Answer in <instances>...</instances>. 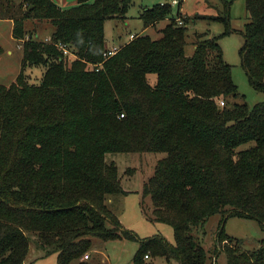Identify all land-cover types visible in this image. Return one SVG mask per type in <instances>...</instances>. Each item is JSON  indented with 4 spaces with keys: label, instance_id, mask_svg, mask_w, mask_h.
Listing matches in <instances>:
<instances>
[{
    "label": "trees",
    "instance_id": "1",
    "mask_svg": "<svg viewBox=\"0 0 264 264\" xmlns=\"http://www.w3.org/2000/svg\"><path fill=\"white\" fill-rule=\"evenodd\" d=\"M58 1L0 0V20L12 21L23 42L20 75L0 84V264H25L31 247L56 254L58 264H87L95 238L136 240L110 207L127 194L107 160L118 153L166 154L144 183L141 206L152 223L172 227L175 243L140 240L132 264H206L197 235L215 215L222 220L214 263L224 252L228 264H264V241L245 251L225 233L232 217L264 227V101L235 102L239 89L219 43L233 32L230 5L207 17L226 25L223 35L196 34L192 42L193 20L180 10L172 16L173 4L146 8L145 29L168 21L161 37L139 35L106 59L105 24L126 19L134 0H64L75 3L70 8ZM245 4L241 63L264 94V0ZM26 20L50 22V42L28 37ZM39 66L41 83L29 84L26 70Z\"/></svg>",
    "mask_w": 264,
    "mask_h": 264
},
{
    "label": "rangeland",
    "instance_id": "2",
    "mask_svg": "<svg viewBox=\"0 0 264 264\" xmlns=\"http://www.w3.org/2000/svg\"><path fill=\"white\" fill-rule=\"evenodd\" d=\"M59 3V1H58ZM71 3V4H69ZM173 3V0H134L131 4L126 19H112L105 24V38L109 51L119 49L125 45L130 36L148 35L152 39L161 37V30L168 24L167 20L161 21L155 28L145 29L140 14L144 9L155 6ZM74 2L60 1L62 8H70ZM227 4L230 5L231 28L230 35L221 37L219 43L223 50L225 61L232 66V74L235 84L238 86L240 98L235 100L238 103H247L249 107L264 101V94L257 92L249 83L248 77L241 63L240 49L244 44L243 30L248 22L245 0H182L181 5H173L172 16H176L180 10L181 16L190 18L193 23L189 25L188 42L194 40L196 34L209 33L210 36L220 37L226 31V25L219 21L209 20L207 17L223 16ZM204 17V18H203ZM26 28L35 40L49 39L54 28L48 21L37 22L26 20ZM183 24V23H182ZM13 25L6 20H0V45L3 54L0 57V84L11 85L16 81L22 71L23 62V42L15 40L12 35ZM187 55H192L194 47L188 44ZM72 59V55H69ZM72 61H66L70 66ZM94 65L87 64V70L93 69ZM44 67L28 68L26 70V80L29 84L39 85L44 73ZM234 101L231 102V105ZM166 157L163 153H118L108 154V162H115L122 182V187L127 194L113 198L110 207L118 216L126 231H130L136 240L122 239L102 241L93 239V249L82 261L87 264H132L133 258L139 249L140 240L160 236L168 243L174 244V231L167 224L152 223L149 216L144 212L142 203V191L146 181L155 173V168L159 160ZM152 209V202L148 198L145 204ZM222 220L220 215L210 218L203 229L198 231L202 247L208 254L206 264H215L216 237L219 232V224ZM226 235L236 241L230 243L235 246L237 242H243L245 251L257 250L264 241V227L256 220H247L237 217L229 218L225 224ZM226 243L219 246V250L224 251ZM216 259V258H215ZM149 264H177L175 261H167L164 258H149ZM25 264H58L57 255L43 257L34 247L30 248ZM73 264H79L74 262ZM216 264H228L225 253L217 256Z\"/></svg>",
    "mask_w": 264,
    "mask_h": 264
},
{
    "label": "built area",
    "instance_id": "3",
    "mask_svg": "<svg viewBox=\"0 0 264 264\" xmlns=\"http://www.w3.org/2000/svg\"><path fill=\"white\" fill-rule=\"evenodd\" d=\"M172 4H173V5L178 4V1H177V0H174ZM135 38H136L135 35H132V36H131V40H134ZM45 42H48V43H49L50 40H49V39H46ZM60 49L64 52L65 55H72L70 49H68L66 46L61 45V46H60ZM118 50H119V49L115 48L114 50H111V51H109L108 53H106V54L104 55V57H105L106 59H108V58L114 56V55L118 52ZM224 104H225L224 102H221V106H224ZM88 258H89L88 255L85 256V259H86V260H87Z\"/></svg>",
    "mask_w": 264,
    "mask_h": 264
},
{
    "label": "crops",
    "instance_id": "4",
    "mask_svg": "<svg viewBox=\"0 0 264 264\" xmlns=\"http://www.w3.org/2000/svg\"><path fill=\"white\" fill-rule=\"evenodd\" d=\"M60 1H61V0H59V4H60ZM69 4H71V3H69ZM6 21H9V22H11V23H12V25H13V22H12V21H10V20H6ZM144 30H146V29H144ZM12 32H13V30H12ZM12 35H13V34H12ZM13 38H14V37H13ZM129 41H131V36H130V40H129ZM129 41H128V42H129Z\"/></svg>",
    "mask_w": 264,
    "mask_h": 264
}]
</instances>
